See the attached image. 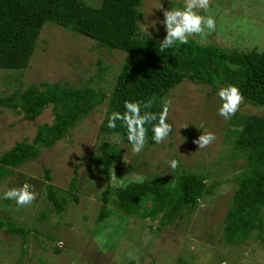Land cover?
<instances>
[{
	"label": "rangeland",
	"instance_id": "rangeland-1",
	"mask_svg": "<svg viewBox=\"0 0 264 264\" xmlns=\"http://www.w3.org/2000/svg\"><path fill=\"white\" fill-rule=\"evenodd\" d=\"M83 1L92 6L101 2ZM183 7L184 0H142L139 35L162 40L166 35L161 23L163 10ZM198 11L213 16L216 28L189 37L197 43L227 50L264 49V0H210L207 11ZM124 56L121 50L99 46L92 38L46 23L27 66L0 69V94L45 81L108 91ZM221 87L189 79L176 85L166 95V100L172 101L168 115L172 131L162 143L145 145L138 154L131 151L127 140L116 143L113 135L100 130L106 111L103 101L66 137L43 148L37 158L11 168L0 179V215L30 232L23 237L0 228V264H176L178 259L188 264H264V246L259 240L226 243L223 239L224 216L247 164L245 155L232 148L233 135L228 132L237 127L234 116L260 114L262 109L244 99L235 115L224 119L218 113L222 101L217 92ZM52 108L48 105L30 120L23 112L0 106V155L19 141H32L38 125L51 123ZM207 131L215 134V141L198 148L193 141ZM103 141L116 143L121 149L111 167L112 187L145 177L173 180L185 169L203 173L205 182L214 185L213 191L201 196L197 206L178 223L161 229L160 215L150 219L124 214L111 203L109 216L97 222L101 192L107 182L89 156L100 152ZM172 159L179 162L175 169L169 165ZM44 166L50 168V181L45 180ZM75 171L77 184L72 190L70 181ZM26 182L38 194L31 205L20 207L4 198L8 189ZM48 183L67 191H59L66 199L59 213L44 195Z\"/></svg>",
	"mask_w": 264,
	"mask_h": 264
},
{
	"label": "trees",
	"instance_id": "trees-1",
	"mask_svg": "<svg viewBox=\"0 0 264 264\" xmlns=\"http://www.w3.org/2000/svg\"><path fill=\"white\" fill-rule=\"evenodd\" d=\"M141 4L142 0H101L98 6L83 0H0V69L25 68L46 23L92 38L99 46L125 53L108 91L91 85L77 87L45 81L41 85L30 84L23 90L14 89L3 96L0 94V106L23 112L30 120L48 105H52L54 114L51 123L38 125L32 141H19L0 155V179L11 168L37 158L43 148L52 147L66 137L103 101L106 111L100 130L113 136L118 133L127 140L126 128L120 121H117L116 129L107 126L108 117L114 111H125V101L140 102L142 114L144 111L159 114L166 95L184 79L213 88L236 85L245 101L260 106L262 113L234 116L237 127L228 132L233 135L232 148L245 155L247 164L237 180L224 216L223 239L226 243H241L255 238L264 246V49L227 50L188 38L186 44L176 42L161 51L160 41L138 33ZM147 101H152V107L144 109L143 103ZM145 127L148 129L145 145H152L155 143L152 124ZM120 154L121 149L116 143L103 141L100 152L89 156L90 163L97 166L107 182L101 192L97 222L109 216L111 203L124 214L150 219L160 215L161 229L178 223L187 211L197 206L201 196L213 191L214 185L205 182L203 173L185 169L173 180L145 177L112 187L111 167ZM44 171L45 180L50 181V168L44 166ZM70 182L71 189H76V171ZM59 191L62 190L50 183L43 191L58 213L66 203L65 196ZM73 197L74 201L78 200L76 195ZM0 228L23 237L30 232L24 226L4 220L1 215ZM176 264L188 263L178 259Z\"/></svg>",
	"mask_w": 264,
	"mask_h": 264
},
{
	"label": "clouds",
	"instance_id": "clouds-1",
	"mask_svg": "<svg viewBox=\"0 0 264 264\" xmlns=\"http://www.w3.org/2000/svg\"><path fill=\"white\" fill-rule=\"evenodd\" d=\"M210 0H184L182 9H164V19L161 23L165 26L166 35L160 40L161 51L172 47L176 42L181 44L188 43V38L193 35L202 34L207 29L209 32L215 31L216 21L211 15L203 16L198 10H208ZM217 95L222 101L218 109L220 116L224 119H229L239 110L240 105L244 101V96L236 85H226L221 87ZM172 101L170 99L164 101L162 111L157 114L150 111L141 112V103L138 101H125L123 113L114 111L108 117V127L111 129L117 128V121L121 122V126L126 128V138L131 144L133 153L143 151L146 144V136L148 129L146 124H152L153 141L157 144L162 143L167 139L172 131V125L168 122L169 107ZM152 107V101L143 103L144 109ZM155 122V123H153ZM184 127H187L185 125ZM203 125L200 126V129ZM114 141L123 144V137L120 134H115ZM216 139L213 132H202L201 135L193 142L198 145V148H205L212 144ZM172 169L179 166V162L175 159L169 161ZM32 185L24 183L21 187H13L4 193L5 199L14 200L20 207L31 205L37 198V193L32 190Z\"/></svg>",
	"mask_w": 264,
	"mask_h": 264
}]
</instances>
